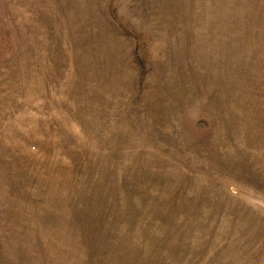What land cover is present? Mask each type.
<instances>
[{
    "label": "rangeland",
    "instance_id": "374dc122",
    "mask_svg": "<svg viewBox=\"0 0 264 264\" xmlns=\"http://www.w3.org/2000/svg\"><path fill=\"white\" fill-rule=\"evenodd\" d=\"M0 264H264V0H0Z\"/></svg>",
    "mask_w": 264,
    "mask_h": 264
}]
</instances>
